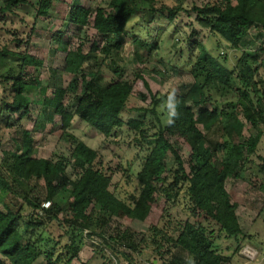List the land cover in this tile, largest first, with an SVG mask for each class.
Segmentation results:
<instances>
[{"label": "trees", "instance_id": "16d2710c", "mask_svg": "<svg viewBox=\"0 0 264 264\" xmlns=\"http://www.w3.org/2000/svg\"><path fill=\"white\" fill-rule=\"evenodd\" d=\"M184 1L101 0V5L89 9L60 0H0V21L21 9H29L35 21L64 8L70 26L94 32L93 37L85 35L76 48L70 47L72 36L58 32L51 36L59 45L55 51L64 54L61 72L80 76L84 85L71 113L65 109L67 89L59 87L57 72L51 70L49 80L42 82L44 62L28 53L30 40L40 32L32 27L21 40L15 30L13 49H0V131L20 129L36 92L52 125L50 135L72 147L68 158L36 159L32 156L31 133L22 129L20 140L13 142L15 150L3 153L0 264H36L38 260L71 264L78 256L83 235L99 238L112 252L122 247L142 257L148 249L152 255L171 256L182 264H221L212 232L208 234L199 222H172L167 210L181 205L182 200L186 201L188 219L212 220L219 227L218 233L236 244L244 239L235 216L243 198L233 189L226 190L225 183L242 181L245 171L255 166L250 157L256 154L264 135V50L253 55L240 51L251 30L264 31V0H210L203 6H192L189 12L183 7ZM189 13L200 31L207 33L216 55L193 39L198 35L193 31L184 46L188 54L180 55L179 66L171 65L175 70L184 69L191 79L175 94L174 123H166L170 93L151 95L149 107L136 110L141 115L130 117L127 105L136 81H143V77L141 68L130 67L131 63L121 59L122 40L131 38L137 49L150 56L160 48L154 26L158 22L171 24L180 14ZM133 20L136 26L130 27ZM24 23L21 19L20 24ZM84 42L89 43L86 52L82 50ZM230 52H239L232 66ZM134 60L143 64L137 53ZM106 72L111 78L106 79ZM15 116L18 120L14 121ZM55 118H59L58 124H52ZM75 119L104 140L115 139L123 128L132 135L139 170L133 172L131 165L122 169L125 179L135 182L131 192L116 186L111 190L121 165L105 168L99 152L70 133ZM246 126L255 131L254 136L244 137ZM184 147L189 150L185 161L181 156ZM168 156L171 166L166 161ZM260 159L263 163L258 168L264 173V159ZM258 189L264 193V186ZM25 208L30 213L20 228ZM63 214L67 215L60 218ZM156 214L158 222L152 224L149 219ZM112 219L149 221L147 234L136 242L128 229L106 236ZM52 225L60 228V236L51 235ZM120 255L126 264L136 263L131 256Z\"/></svg>", "mask_w": 264, "mask_h": 264}, {"label": "rangeland", "instance_id": "374dc122", "mask_svg": "<svg viewBox=\"0 0 264 264\" xmlns=\"http://www.w3.org/2000/svg\"><path fill=\"white\" fill-rule=\"evenodd\" d=\"M60 1L67 5H77L89 9H95L101 5V0ZM208 1L210 0H185L183 7L189 12L192 6L200 7ZM63 10L64 8L56 9L55 11H51L47 18H39L35 21L29 9H21V11H16V15H8L4 22L0 21V49L2 47H7L9 50L13 49L11 40L13 39L12 32L15 30L19 33H17V38L21 40L26 39L32 27H34L37 32H40V35L34 36L30 40L28 53L44 62V67L40 71V80L42 82L49 80L51 70L57 72L59 87L67 89V96L64 99L65 109L67 112L71 113L76 104L75 98L83 93L84 85L80 80V76L73 77L61 72L64 54L55 51L59 45L52 40L51 36L56 32L72 36L70 47L76 48L83 42L85 35L93 37L94 32L92 30L77 29L70 26ZM21 19L24 20V24H20ZM193 19L194 16L191 14L189 16L180 14L171 24L158 22L154 27L157 32V42L160 43V48L158 50H153L150 56H147L142 49H137L131 38L127 37L122 40L121 59H123L125 64L131 63L130 67L138 66L141 68L143 77V81H136L133 87L132 97L127 105L130 117L141 115V113H137L136 110L149 107L151 95L156 93H174L175 95L182 92L185 87L191 83L190 76L184 69L175 70L171 65L179 66L180 55L186 56L188 54L184 46L187 44L186 39L191 36L193 31L198 34L193 39L202 42L212 55H216L213 44L206 37L207 33L200 31L194 24ZM135 24L136 20H133L130 27L136 26ZM135 28L137 29V27ZM88 48L89 43L84 42L82 47L83 52H86ZM179 49L182 50L180 52L181 54L177 53ZM260 49L264 50V31L253 29L249 32L243 44H241L240 51L253 55L259 52ZM19 50H23V46H21ZM135 53L142 57V65L134 60ZM238 56L239 52L229 53V64L231 66L234 65ZM105 77L109 79L111 75L106 72ZM13 120H18V116H15ZM58 123L59 118H55L52 121V124ZM51 127L52 125L47 121V112L41 105V97L38 96L36 92L32 93V103L29 106V114L20 121V129L13 127L8 130L0 131V164L3 160V153L15 150L13 142L20 140V130L22 129L31 133V138L33 140L32 156L34 158L44 160L55 159L57 157L68 158L72 147L69 143L50 135L49 132ZM70 133L88 148L98 151L105 168L114 169L118 165H121V169L113 176L111 190H113L115 186L120 188L121 191L131 192L133 190L135 182H128L125 179L126 174L122 172V169L127 168V165H131L132 171L137 172L140 163L135 159L137 150H135L131 143L132 135L129 134L125 128L117 134L115 139L110 138L104 140L95 130L88 128L78 119H75ZM243 135L245 138H248L254 136L255 131L246 126ZM215 139L216 137L212 138V140ZM181 156L184 161L187 159L189 156L188 148H182ZM260 158L264 159V135L259 142L256 154L250 157L255 166H251L249 170L245 171L242 181H227L225 183L226 190L229 191L233 189L243 198L241 204L235 211L237 223L242 237H244L243 240H240L239 244H236L234 240L225 239L224 234H219V227L212 220L200 218L195 221L193 219H188V214L184 207L186 201L184 200L181 201V205L174 207L170 206L167 210L173 223L179 224L187 220H189L190 223L199 222L202 227L207 229L208 234L212 232L211 238L215 240V250L223 259L221 264H264V208L262 209V206L264 207V193L260 192L258 189L260 185L264 186V173L258 168V166L263 163ZM166 161L168 166L172 165L171 156H168ZM185 168L187 169V164ZM67 174L71 175L70 169H67ZM67 197V194L62 195L64 200H66ZM62 202L61 205L63 206L65 201ZM17 203L21 205L20 201ZM43 207L46 208L47 205ZM11 208H13L14 211L17 210V207L11 206ZM29 213V210L26 208L23 209L20 215V228L25 224ZM66 215L63 214L59 217L62 218ZM157 216V214L154 215L149 221L152 222V224L157 223L159 219ZM149 221H147V223H140L138 221L126 223L112 219L106 230V236L114 235L116 230L122 232L124 229H128L135 239V242L139 241L142 236L147 234ZM49 232L54 238L60 236L62 233L60 228L56 225H52L49 228ZM43 236L47 237L45 234ZM247 236L251 237L250 240L247 239ZM80 241L81 245L78 256L71 264H103L105 262L106 264H126L120 254L131 256L133 262H136L135 264H165L163 261H166V264H182L171 256L160 258L156 254L152 255L151 251L148 249H143L142 257L134 256L130 249L122 247L112 252L104 246L99 238L95 237L89 238L83 235ZM246 249L255 253V259L249 261L244 258L243 253ZM236 250L238 251L236 252ZM225 255L231 256L230 262L225 261L227 257H225ZM172 259H174L175 263ZM36 264L44 263L42 260H38Z\"/></svg>", "mask_w": 264, "mask_h": 264}, {"label": "clouds", "instance_id": "9594fccd", "mask_svg": "<svg viewBox=\"0 0 264 264\" xmlns=\"http://www.w3.org/2000/svg\"><path fill=\"white\" fill-rule=\"evenodd\" d=\"M166 107L168 109V119L166 120V123L168 125H171L174 123V118L177 116L174 93L172 95H169Z\"/></svg>", "mask_w": 264, "mask_h": 264}, {"label": "built area", "instance_id": "2783aa9c", "mask_svg": "<svg viewBox=\"0 0 264 264\" xmlns=\"http://www.w3.org/2000/svg\"><path fill=\"white\" fill-rule=\"evenodd\" d=\"M243 255H244V258H246L249 261L255 259V253L248 249L244 250Z\"/></svg>", "mask_w": 264, "mask_h": 264}, {"label": "crops", "instance_id": "0c3cea01", "mask_svg": "<svg viewBox=\"0 0 264 264\" xmlns=\"http://www.w3.org/2000/svg\"><path fill=\"white\" fill-rule=\"evenodd\" d=\"M264 207L262 206V209H263ZM255 251H256V248H255ZM257 253V252H256ZM227 254V253H226ZM227 255H225V257H226ZM226 259H229V261H227V262H230V260H231V256H227L226 257ZM173 260V262H174V259H172ZM184 261H187V258H185L184 259Z\"/></svg>", "mask_w": 264, "mask_h": 264}]
</instances>
